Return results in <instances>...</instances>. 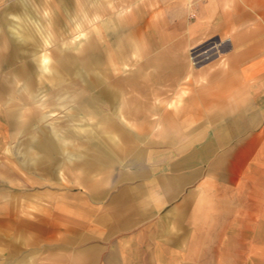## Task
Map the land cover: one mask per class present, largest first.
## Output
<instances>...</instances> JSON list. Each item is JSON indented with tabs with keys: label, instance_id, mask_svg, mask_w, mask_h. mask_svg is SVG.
Instances as JSON below:
<instances>
[{
	"label": "crops",
	"instance_id": "0c3cea01",
	"mask_svg": "<svg viewBox=\"0 0 264 264\" xmlns=\"http://www.w3.org/2000/svg\"><path fill=\"white\" fill-rule=\"evenodd\" d=\"M62 1L71 24L76 0ZM60 2H48L53 27ZM29 11L28 0H0V143L20 129L24 146L49 153L52 143L53 163H37L18 190L1 183L0 264H264V0H198L202 24L187 34L226 35L228 68L194 75L186 61L160 60L165 71L145 88L134 72L133 102L122 105L140 114L133 128L98 121L102 136L68 137V152L54 136L32 140L39 121L19 117L42 93L92 92L97 80L84 74L102 60L30 59L38 42L27 26L19 37L14 29V14ZM174 32L182 28L165 22L155 47L170 49ZM119 87L97 90L119 97ZM88 95L82 110L92 107Z\"/></svg>",
	"mask_w": 264,
	"mask_h": 264
},
{
	"label": "rangeland",
	"instance_id": "374dc122",
	"mask_svg": "<svg viewBox=\"0 0 264 264\" xmlns=\"http://www.w3.org/2000/svg\"><path fill=\"white\" fill-rule=\"evenodd\" d=\"M36 1L28 0L30 11L26 16L14 14L16 35L19 37L22 28L27 26L30 31L29 42H38V48L29 50L30 59L78 60L80 63L88 57L102 60L101 64L93 65L88 74H84L85 78L97 80L98 86L92 92H85V95H63L60 98H51L42 93L35 97L36 100L29 107V111L21 115L19 113V119L36 116L35 121H39L32 130L29 129L30 137H34L32 140L35 141L36 136H43L46 140L54 136L61 142V145H56L61 148V152L64 148L69 151V144L65 143L69 142L68 137H101L106 124L98 121L113 120L133 128V121L140 114L122 110V105H131L133 102V81L130 76L134 72L144 75L135 83H138L139 88H145L149 83V74L165 71L160 65V60H173L172 67L177 65V60L186 61L187 71L194 75L220 72L228 68L226 53L229 38L226 35L218 34L221 40L217 42V37L196 40L187 34L188 28L202 24V19L197 17L196 12L198 0H160L159 3L155 0H76V9H72L70 18L71 24L68 18L69 1L61 0V5L56 8L59 7V18L62 21L59 25L55 24V27L52 23L58 18L54 16L53 5L48 3L52 0H42L41 4ZM161 7L165 8L167 16L162 14ZM182 7L185 13L182 12ZM165 22H171L174 29L182 28V32H174L170 41L172 47L167 50L155 47L159 28L163 27ZM58 29L61 32H58ZM148 60H152V64H148ZM48 64L50 65V62ZM76 79V87H83L86 79L82 76ZM119 85V97L114 95L105 98L97 90H117ZM122 85L123 89L127 90L124 91ZM87 94L92 99V107H89L93 109L92 112L88 107L87 111L86 108L82 110L80 107L82 100L87 99ZM137 94L136 101L141 100ZM102 104L108 108L106 112H100ZM112 105H115L114 109L119 105L116 111H109ZM4 106V103H0V108ZM147 115L144 114L145 119ZM12 135L15 136H12L11 141L0 143V185H14V189L18 190L20 188L15 186L20 187L24 183L22 179H31L28 173L35 172L33 168L37 163L46 167L52 165L53 145H47L50 148L49 153L42 145L38 151L39 146L36 147L35 144H22L24 138L21 137L20 129L12 131ZM241 259L244 263L245 258Z\"/></svg>",
	"mask_w": 264,
	"mask_h": 264
}]
</instances>
